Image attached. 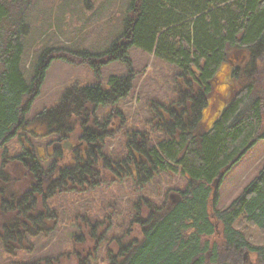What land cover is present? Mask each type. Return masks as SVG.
<instances>
[{"label":"trees","instance_id":"obj_1","mask_svg":"<svg viewBox=\"0 0 264 264\" xmlns=\"http://www.w3.org/2000/svg\"><path fill=\"white\" fill-rule=\"evenodd\" d=\"M35 1L0 0V149L19 181L14 187L9 184L5 164L0 172V240L5 252L17 253L27 237L53 229L54 218L45 206L51 191L65 190L73 183L80 188L81 176L92 174L91 160L98 158L107 170L118 171L128 163L127 176L139 184L161 172L186 180L184 191H176L181 196L177 204L143 205L145 214L135 220L139 236L127 251L121 250L114 264H245V252L264 264V247L253 246L235 226L243 220L264 232V164L227 208L216 209L213 187L227 168L264 141V0H130L121 35L106 51L46 48L27 82L21 71L22 39L29 34L27 14ZM132 47L177 67L182 83L176 103L153 108L152 129L163 137L153 143L145 134L131 133L129 157L122 164L101 153L108 126L98 121L96 111L114 107L131 95L135 76L128 52ZM241 52L243 62L230 71L231 88L216 98L218 109L207 122L204 110L216 97L218 74L234 53ZM55 60L86 66L96 82L72 85L57 106L28 120ZM112 62L124 63L127 74L109 77L103 87L102 69ZM18 133L36 138L57 135L61 143L84 142L97 149L86 153L84 162L77 151L69 155L59 151L60 166L55 163L45 172L24 139L23 153L8 157L6 145ZM216 226L222 231V245L206 240L216 234ZM99 234V228L84 224L74 235L75 260L80 264H87L84 258Z\"/></svg>","mask_w":264,"mask_h":264},{"label":"rangeland","instance_id":"obj_2","mask_svg":"<svg viewBox=\"0 0 264 264\" xmlns=\"http://www.w3.org/2000/svg\"><path fill=\"white\" fill-rule=\"evenodd\" d=\"M129 2L130 0H36L27 14L29 34L22 39L24 53L21 71L26 81L30 82L32 79L37 59L46 48L62 47L76 52L86 50L93 54L106 51L121 35ZM244 57V52L234 53L221 68L215 84L216 97L211 98L212 102L204 110L203 118L207 122L214 119L218 109L216 98H221L222 91L227 92L231 88L228 84L231 68L240 65ZM128 58L135 76L131 95L114 107H101L96 111L98 121L108 126L106 130L109 136L100 146L102 155L111 159L110 161L120 162L128 156L127 145L131 133L145 134L153 143L163 137L152 129L153 108L158 104L169 107L176 103L182 83L178 78V68L153 54L132 47ZM126 74L127 66L124 63L112 62L102 69V86L106 87L109 77ZM95 82L94 74L86 66L53 61L46 72L40 96L27 119H33L45 108L57 106L72 85L90 86ZM21 139L33 150L42 170L46 172L55 163L60 166L57 164L60 161L59 151L50 147L58 141L57 135L36 138L18 133L6 145L8 157H17L23 153ZM5 164V170L11 176L9 184L14 187L19 182L10 172L14 167L8 168L3 150L0 149V172ZM263 164L264 141H259L220 180L214 193L218 201L216 209L227 208L254 179ZM96 168L105 171V177L102 174L96 176L98 179L93 178L91 185H79L80 188H77L73 183L65 186V190L55 188L51 191L45 206L46 212L51 213L54 218L50 222L55 224L53 229L51 227L44 235L27 237L24 244H21L23 250L14 254H7L0 240V264H80L75 260L78 241H75L74 235L79 233V227L84 224L101 225L99 231L105 232V235H102L103 238H96L89 246L88 253L92 256L84 258L83 255L82 258L90 264H114L119 260L121 250L129 249L133 240L139 236L136 235L140 230L135 216L141 212V216L145 214L146 208L143 205L148 203L154 207L164 206L166 202L172 201V193L178 194L176 191H184L186 186V180L182 176L166 172L158 173L150 182L139 184L137 179L129 176L120 178L102 165ZM235 226L253 246L264 247V232L259 228L243 220L238 221ZM222 239L220 226H216V234L206 240L210 244L222 245ZM223 253L229 255L228 249H224ZM242 259L245 264H258L257 258L249 252H245Z\"/></svg>","mask_w":264,"mask_h":264},{"label":"flooded vegetation","instance_id":"obj_3","mask_svg":"<svg viewBox=\"0 0 264 264\" xmlns=\"http://www.w3.org/2000/svg\"><path fill=\"white\" fill-rule=\"evenodd\" d=\"M65 145H68V142L67 141H64V142L61 143L59 141V139H58V141L56 143H53V145L51 146V148L54 149V151H60V152H63V153L66 152L68 155L71 154V153L73 154V152H76L77 151L78 152V155H79V158L81 157V159H82L83 162H84V157H85V154L86 153L88 154L90 151H92V152L95 153V150L97 149L96 148L97 146H95V145H91L90 146L89 144H86L84 142L79 143L78 145H72V144H71V146L68 145L69 146L68 149L65 148ZM128 157H129V155H128ZM128 157H126L127 160H128ZM126 159H123L122 161H120V163L123 164V162L126 161ZM26 161H28V159ZM83 162L80 163L81 164V168H82ZM91 165H92L91 166L92 174L89 175V176H85V177H84V175L81 176L80 185H84V184L91 185L93 183V181H92L93 178H96V176L101 175V174H102L101 175L102 177H105V175H104L105 174V171H99L96 168L97 166H99L98 158H97V160H91ZM127 169H130V166H129L128 163H126L124 166L121 165L120 168L118 167V171L117 170H114L113 168H112V170L111 169L110 170L113 173H115L118 177L124 178V177H127V174H126V171H128ZM112 172H111V176H112ZM51 176L53 177L55 175L54 174H51ZM51 182H55V180L52 179ZM85 182H88V183H85ZM170 198L172 199L171 195H170ZM141 214H142V212L139 213V215H141ZM136 217L137 216H135V220H136ZM90 227H91V229H96L97 230L98 228L101 227V225H97L96 224V225H93V226H90ZM103 234L105 235V232H102V234H100V236L102 238H103V236H102ZM88 256H91V255L88 253L86 257H88ZM82 264H83V262H82ZM87 264H90L88 262V260H87Z\"/></svg>","mask_w":264,"mask_h":264},{"label":"water","instance_id":"obj_4","mask_svg":"<svg viewBox=\"0 0 264 264\" xmlns=\"http://www.w3.org/2000/svg\"><path fill=\"white\" fill-rule=\"evenodd\" d=\"M68 145L69 146H71V144L68 142ZM68 145H65V148H69V146ZM230 170V167L229 168H227V170L223 173V175H222V177L225 175V173L227 172V171H229ZM220 180L221 179H216L215 180V182H214V184H215V189L217 188V186H218V184H219V182H220ZM171 197H172V201H171V203L172 204H177L178 202H180V200H181V196L179 195V194H176V193H172L171 194Z\"/></svg>","mask_w":264,"mask_h":264}]
</instances>
